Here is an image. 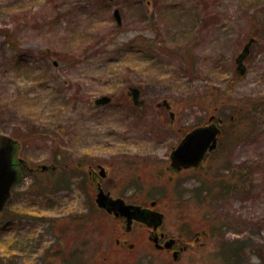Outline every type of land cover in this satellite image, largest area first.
<instances>
[{"label":"rangeland","instance_id":"obj_1","mask_svg":"<svg viewBox=\"0 0 264 264\" xmlns=\"http://www.w3.org/2000/svg\"><path fill=\"white\" fill-rule=\"evenodd\" d=\"M252 36L240 78L235 57ZM212 114L224 120L218 148L169 181L171 149ZM0 133L18 139L23 161L0 264H224V247L241 249L238 264H264V0H0ZM97 164L113 196L158 201V231L186 246L176 261L151 229L126 234L96 206ZM234 180L223 196L201 190Z\"/></svg>","mask_w":264,"mask_h":264},{"label":"water","instance_id":"obj_2","mask_svg":"<svg viewBox=\"0 0 264 264\" xmlns=\"http://www.w3.org/2000/svg\"><path fill=\"white\" fill-rule=\"evenodd\" d=\"M114 16L117 21L120 22V16L118 9H115ZM255 38L251 37L244 44L241 52L236 56L235 62L237 64L236 70L240 74H244L246 66L243 62L246 55L249 53L250 45ZM130 93L134 102L140 103L138 100L139 89L131 87ZM110 101V97L102 95L98 97L95 102L97 104H104ZM163 104L168 106L166 101ZM213 116L210 117L212 119ZM220 132L216 123L211 122L209 124L196 126L185 134L178 145L171 151L169 168L172 171L178 172L183 168L196 167L203 159L206 152L213 150L217 145L218 134ZM18 143L16 139L7 135L0 134V212L3 210L7 199L10 196L11 187L15 181L20 177V172L14 163L16 156ZM20 160V159H19ZM21 161V160H20ZM42 169H47L49 166L42 165ZM100 174L104 175L103 167L100 168ZM96 203L99 207L106 209L114 215H123L126 218V230L130 229L133 218L148 219V223L153 225L156 229L161 223L163 214L157 210L148 211L141 206L134 204H127L122 198H112L108 193H105L100 187L96 195ZM154 202L152 203V205ZM148 214V217H147ZM157 240V237H154ZM173 239H169L165 242L166 247H170L173 243ZM158 247L161 245L156 244ZM177 252H174V258H176Z\"/></svg>","mask_w":264,"mask_h":264},{"label":"trees","instance_id":"obj_3","mask_svg":"<svg viewBox=\"0 0 264 264\" xmlns=\"http://www.w3.org/2000/svg\"><path fill=\"white\" fill-rule=\"evenodd\" d=\"M2 32L5 33V30H2ZM7 38H10V37L7 36ZM238 77H240V76H238ZM210 95H211V93H210ZM219 97L220 96H218V97L213 99L212 103H213L214 106H217L219 103H221L223 101V99L219 98ZM221 97H222V95H221ZM220 100H221V102H220ZM241 111L242 110L240 109V110H237V112H234V113L232 112V119H235V116H237ZM230 117H231V115L229 116V118ZM232 119H230V120H232ZM227 183L228 182L224 183V185L219 187V190L216 192V194H213V195H211L212 193H211V189L210 188L206 189L204 187H201V190L203 189V192L205 193V197H206V199H208V198L213 197V196H223L227 191L236 188L237 187L236 184L239 185L237 180H234L233 184L232 183L231 184H227ZM185 215L187 217H189L190 214L189 213H185ZM201 216L204 218V215H201ZM213 219L214 218H211V219H208L207 221H209V223L211 225H214V224H216V221L213 222ZM186 225H189V224L186 223ZM211 225H210V232H211V237H213L214 233L212 231L214 229H213V226H211ZM201 228H203V223H201ZM240 253H241V249L240 248L224 247V249L221 252V256L223 257L224 264H237L238 261H239V257L241 255Z\"/></svg>","mask_w":264,"mask_h":264},{"label":"flooded vegetation","instance_id":"obj_4","mask_svg":"<svg viewBox=\"0 0 264 264\" xmlns=\"http://www.w3.org/2000/svg\"><path fill=\"white\" fill-rule=\"evenodd\" d=\"M98 165V164H97ZM98 168H89L88 170V173L90 175V182L94 181L95 182V185L93 184V189L96 187L98 188V183H100V185L102 186L100 180L102 179V177H99V174L97 172ZM106 177V175H105ZM104 178V177H103ZM100 179V180H99ZM103 187V186H102ZM147 217H148V214H147ZM140 219H144V216L143 218L139 217ZM144 222V221H143ZM143 222H141L143 224ZM146 222V221H145ZM149 225V224H148ZM152 226V225H151ZM153 226L150 228L152 230ZM153 232V230L151 231ZM154 234V233H153ZM170 236H168V234H166L165 232L163 231H159V237H158V243H164L165 240L167 238H169ZM199 237H200V234L199 233H195V241H198L199 240ZM175 238V237H174ZM116 243H119L121 244L123 247L127 244L125 239H118L116 240ZM178 244V241H177V238H175V243L173 244V246H171V249H165V248H162V250H167V251H171L173 253L174 250H177L178 248L180 247H185V246H180V245H177Z\"/></svg>","mask_w":264,"mask_h":264}]
</instances>
